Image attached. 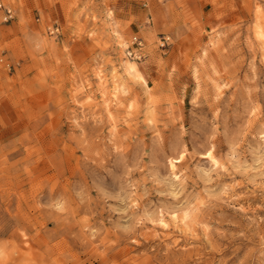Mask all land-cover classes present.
<instances>
[{
    "label": "rangeland",
    "instance_id": "rangeland-1",
    "mask_svg": "<svg viewBox=\"0 0 264 264\" xmlns=\"http://www.w3.org/2000/svg\"><path fill=\"white\" fill-rule=\"evenodd\" d=\"M0 1V264H264V0Z\"/></svg>",
    "mask_w": 264,
    "mask_h": 264
},
{
    "label": "built area",
    "instance_id": "built-area-1",
    "mask_svg": "<svg viewBox=\"0 0 264 264\" xmlns=\"http://www.w3.org/2000/svg\"><path fill=\"white\" fill-rule=\"evenodd\" d=\"M0 9H2V11L4 12V16H5L6 20L12 19L14 17V12L11 9V7L3 4L1 1H0ZM59 29H60V27L57 23L52 24L47 28L48 33L53 34V35L58 34ZM162 39H163V41H162V44H163L164 41L166 40V38L163 37ZM132 43L135 45L136 48L135 49H129L127 51V55L131 56L132 58L139 59L141 57L140 50H141V47L143 45L142 40L137 36H133L132 37Z\"/></svg>",
    "mask_w": 264,
    "mask_h": 264
}]
</instances>
